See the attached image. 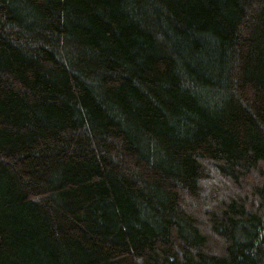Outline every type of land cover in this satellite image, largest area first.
<instances>
[{
	"label": "trees",
	"instance_id": "obj_1",
	"mask_svg": "<svg viewBox=\"0 0 264 264\" xmlns=\"http://www.w3.org/2000/svg\"><path fill=\"white\" fill-rule=\"evenodd\" d=\"M264 0H0V264H264Z\"/></svg>",
	"mask_w": 264,
	"mask_h": 264
},
{
	"label": "rangeland",
	"instance_id": "obj_2",
	"mask_svg": "<svg viewBox=\"0 0 264 264\" xmlns=\"http://www.w3.org/2000/svg\"><path fill=\"white\" fill-rule=\"evenodd\" d=\"M262 235H264V232L262 231Z\"/></svg>",
	"mask_w": 264,
	"mask_h": 264
}]
</instances>
